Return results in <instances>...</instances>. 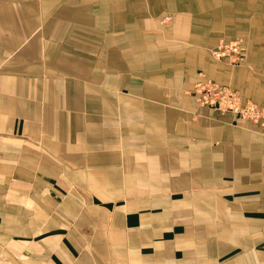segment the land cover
Instances as JSON below:
<instances>
[{"label":"crops","instance_id":"obj_1","mask_svg":"<svg viewBox=\"0 0 264 264\" xmlns=\"http://www.w3.org/2000/svg\"><path fill=\"white\" fill-rule=\"evenodd\" d=\"M203 77L264 107V0H0V264H264V130Z\"/></svg>","mask_w":264,"mask_h":264},{"label":"built area","instance_id":"obj_2","mask_svg":"<svg viewBox=\"0 0 264 264\" xmlns=\"http://www.w3.org/2000/svg\"><path fill=\"white\" fill-rule=\"evenodd\" d=\"M162 23L172 22V16H163ZM248 46L244 38L222 39L219 45L211 49L212 56L216 59L225 58L231 65H239L247 55ZM192 95L199 106H209L223 112H232L244 120L257 123L264 130V107L252 99H243L238 90L228 85L215 82L213 79L204 77L196 82L191 89L185 91Z\"/></svg>","mask_w":264,"mask_h":264},{"label":"rangeland","instance_id":"obj_3","mask_svg":"<svg viewBox=\"0 0 264 264\" xmlns=\"http://www.w3.org/2000/svg\"><path fill=\"white\" fill-rule=\"evenodd\" d=\"M235 37H240V36H235ZM233 38H234V37H233ZM233 38H232V39H233ZM203 78H204V77H203ZM185 91H186V90H185Z\"/></svg>","mask_w":264,"mask_h":264}]
</instances>
